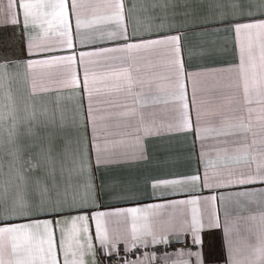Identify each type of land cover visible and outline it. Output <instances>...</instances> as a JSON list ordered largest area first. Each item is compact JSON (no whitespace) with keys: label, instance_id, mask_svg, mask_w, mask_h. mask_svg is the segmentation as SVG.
I'll use <instances>...</instances> for the list:
<instances>
[{"label":"snow or ice","instance_id":"obj_1","mask_svg":"<svg viewBox=\"0 0 264 264\" xmlns=\"http://www.w3.org/2000/svg\"><path fill=\"white\" fill-rule=\"evenodd\" d=\"M7 11L10 23L21 25L22 35L27 39V56L23 61L25 73L37 67L54 65L65 66L67 78L59 81L61 87L80 88L87 96V111L80 105V115L84 129L82 141L69 153L66 147L55 142L54 137H48L35 147L37 151H27L19 141L18 126L21 120L25 123L35 118V110L27 103L20 115V111L11 103L0 107V131L7 133V140L2 141L12 159L9 161L8 179L4 183L5 194L0 196V264H86L85 255L91 254L95 264V246L90 232V220L95 222V240L102 247L107 248L110 241L115 247L113 236L118 234L111 225L125 226L131 218L130 239L133 245L145 237H152V242L161 240L167 242V233L157 235L153 232L148 220L149 209H157L162 205H149L144 208L132 207L115 211H93L91 215L77 214L65 216V213L86 208L89 201L95 207L98 188L94 183L93 168L116 158V154L107 148H101L96 142L97 117L93 115L94 97L101 91L100 81H113L105 84L109 90L123 91L134 97V103L140 107L148 103H161L158 96L150 99L136 90V81L131 70L137 66L140 54L144 52L164 49L169 54L168 64L171 76L169 99L178 102L179 116L174 123L157 125L143 120L137 126V131L144 137L161 135L181 131H191L194 138L202 142L212 138L216 143L225 145L222 148H205L203 143L199 154V164L203 173L197 168L193 174L183 175L171 179L154 180L152 183L155 194L159 186L171 188L174 192L186 191L189 187L199 186L203 189H217L216 193L203 197L209 205L207 223L203 221L198 205L200 196H193L186 201L172 203L190 204L193 206L191 221H185L177 230L191 231L193 242L199 244L200 231L205 228L221 227L217 205L224 208V237L228 246L229 255L225 264H242L234 258L231 251V236L240 220H254L255 217H230L227 205L241 206L246 198L259 194L264 196V187L250 190L246 186L264 185V131L260 140V148H255V138L250 145L237 144L238 133L248 131L251 124H245L243 118L239 123H221L219 127L201 125L203 113L196 109V119H192V109L196 108V93L200 73L188 72L182 59L181 29L195 27L192 24H182L180 28H169L172 35H156L153 38L151 24L140 26L138 19L133 15L135 5L126 10L123 0H114L106 7L110 10L101 17L85 15V5L81 0H8ZM239 7V5H233ZM247 17H264V0H251L247 6ZM22 13V21L20 15ZM243 14H221V19L215 21L217 29L234 31L239 46L240 73L244 79V92L248 103L249 95V68L253 70V83L258 103L264 105V18L242 19ZM105 25L102 29L100 26ZM165 21L159 25L164 29ZM253 36L260 41V75L255 79V62L253 57ZM112 42L111 46H102L93 50H84L87 45ZM77 45L80 47L78 48ZM66 53V54H54ZM119 62L126 65L120 70L106 73L103 77L90 72V65L98 60ZM83 68V78L79 77L77 69ZM8 65H0V72L7 74ZM191 83L192 99L189 101L187 84ZM38 90L35 82L33 91ZM43 91L46 89L40 88ZM168 103L169 100H164ZM47 112V109H44ZM252 110L249 109V112ZM136 110L132 109L131 114ZM129 113H124L128 115ZM261 119H264L262 109ZM91 126L92 138L89 141L88 128ZM141 136H137L139 144ZM68 143L65 140V145ZM95 150L93 161L89 149ZM214 151L215 157L208 153ZM137 158H143V151ZM3 165L0 164V171ZM14 173V175H13ZM59 173V179L57 174ZM65 173L68 179L65 180ZM76 179L73 180L72 177ZM11 187L12 195H7ZM242 190H234L236 188ZM40 216H51V219H39ZM59 217V218H58ZM261 227L257 234L258 244L253 246L255 259L246 264H264V214L261 215ZM172 227H176L172 225ZM57 230L59 236H57ZM62 254V262L60 256ZM199 256V253H197ZM127 264V262H126Z\"/></svg>","mask_w":264,"mask_h":264},{"label":"crops","instance_id":"obj_2","mask_svg":"<svg viewBox=\"0 0 264 264\" xmlns=\"http://www.w3.org/2000/svg\"><path fill=\"white\" fill-rule=\"evenodd\" d=\"M85 5V15L88 17H101L109 13L106 7L114 0H81ZM251 0H123L126 10L135 5L133 15L143 28L151 24L153 38L156 35H172L174 31L169 28H180L182 24H194L195 27L181 29L182 59L188 72H199L198 91L196 93L197 105L192 109V119L195 121V111L199 109L201 125L206 127H219L221 123H239L243 118L245 124H251L248 131L238 133L237 144L250 145L253 138L256 140L255 148H260L264 119H261L262 109L257 101L253 83V70L249 68V95L248 103L244 92V79L238 67L240 63L239 46L234 31L217 29L215 21L221 19V14H243L242 19H260L264 17H247V6ZM259 2V0H256ZM8 0H0V65L7 64V74L0 72V107L11 103L23 115L25 104L35 110V118L25 123L20 121L18 126L19 141L27 151L35 153V145L48 137H54L55 142L66 147L71 153L79 141H82L84 129L80 125L83 118L80 115V105L87 111V96L80 88L61 87L59 81L67 78L68 71L65 66L54 65L37 67L27 73L23 68V61L29 58L41 57L27 56V39L22 35L21 25L10 23L7 11ZM239 5V7H233ZM22 21V13L20 15ZM165 21L164 29L159 25ZM102 29L107 26L101 25ZM112 42L87 45L84 50H93L102 46H111ZM79 48L80 46L77 45ZM66 54V53H54ZM260 41L253 36V57L255 62V79L260 75ZM169 54L164 49L144 52L136 67L131 72L136 83V90L142 91L149 99L158 96L161 103H148L144 107L134 103V97L123 91L109 90L105 84L113 81H100L101 91L94 97L93 115L97 117L96 142L101 148H107L116 154V158L101 165L99 169L93 168L94 183L98 188L95 207L89 201L86 208L65 213V216L87 214L93 211H115L132 207L144 208L149 205H162V207L149 209L148 220L151 222L153 232L157 235L167 233V242L163 240L153 243L152 237H145L136 241L141 247L156 250L150 257V262L160 264L166 261L169 264H225L228 260L229 249L224 237V211L217 205L221 221L219 228H203L200 233V243L193 242L191 231H178L185 222L191 221L193 206L187 203H172L173 201H186L193 196H200L199 212L205 224L209 205L203 197L216 193L217 189H203L189 187L186 191L174 192L166 186H159L153 193L154 180L171 179L183 175L193 174L197 168L203 173L199 164V154L202 143L205 148H222L225 145L216 143L212 138L201 141L194 138L191 131L164 133L144 137L138 132L137 126L143 120L147 123L167 125L174 123L179 116L178 102L169 99L171 76L168 64ZM126 65L119 62L98 60L90 65V72L103 77L106 73L120 70ZM80 79L83 78V68L77 69ZM38 90L33 91V83ZM40 88L46 90H39ZM188 99H192L191 83L187 84ZM164 100H169L164 103ZM47 109V112L44 111ZM135 109V114L131 110ZM249 109L252 111L249 112ZM124 113H129L124 115ZM141 136L139 144L136 137ZM88 138L91 141V126L88 128ZM7 140V133L0 131V196L4 195V183L8 179L9 161L12 159L2 141ZM65 140L68 143L65 145ZM143 151V158H137ZM94 161L95 150L89 149ZM209 157L216 153L210 151ZM14 175V173H13ZM59 179V173L57 174ZM65 180L68 174L65 173ZM76 179L75 176L72 177ZM250 190L259 189L264 185L254 184L246 186ZM234 190H242L238 187ZM9 187L7 195H12ZM230 217H255L254 220H240L236 230L231 236V251L242 264L255 259L253 246L258 244L257 234L261 227V215L264 214V196L256 194L242 201L241 206L227 205ZM39 219H51V216H40ZM59 218V217H58ZM175 225L176 227H172ZM116 229L119 238L113 236L115 247L110 241L107 248L102 247L95 240V222L90 220V232L95 246V264H103L107 256H114L119 251L127 249L131 244L130 229L131 218L128 223L111 225ZM57 236L59 232L57 230ZM192 241V244H190ZM196 254H193V251ZM199 253V256L197 255ZM62 262V254L60 256ZM86 264H93V257L87 254L84 257Z\"/></svg>","mask_w":264,"mask_h":264},{"label":"built area","instance_id":"obj_3","mask_svg":"<svg viewBox=\"0 0 264 264\" xmlns=\"http://www.w3.org/2000/svg\"><path fill=\"white\" fill-rule=\"evenodd\" d=\"M192 244V241H190ZM156 250L152 248L141 247L136 242L133 245L131 242L130 246L119 251L114 256H107L103 259V264H153L150 262L151 255ZM193 254H196V251H193ZM160 264H169L166 261L161 262Z\"/></svg>","mask_w":264,"mask_h":264}]
</instances>
